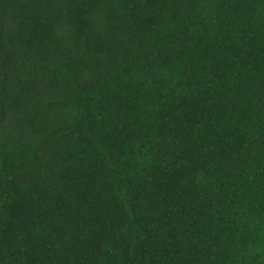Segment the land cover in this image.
Returning a JSON list of instances; mask_svg holds the SVG:
<instances>
[{
  "label": "trees",
  "instance_id": "obj_1",
  "mask_svg": "<svg viewBox=\"0 0 264 264\" xmlns=\"http://www.w3.org/2000/svg\"><path fill=\"white\" fill-rule=\"evenodd\" d=\"M0 264H264V0H0Z\"/></svg>",
  "mask_w": 264,
  "mask_h": 264
}]
</instances>
